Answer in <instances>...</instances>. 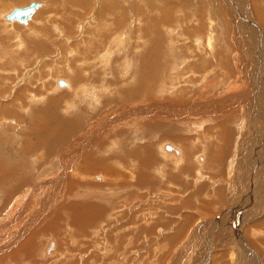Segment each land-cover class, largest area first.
Segmentation results:
<instances>
[{"label": "rangeland", "instance_id": "obj_1", "mask_svg": "<svg viewBox=\"0 0 264 264\" xmlns=\"http://www.w3.org/2000/svg\"><path fill=\"white\" fill-rule=\"evenodd\" d=\"M31 1H44V5L38 9L39 11L43 10V8L45 9L44 10L45 13L43 12L44 14L42 13L43 15L42 14L40 15L41 20H35L34 21L31 18L27 24H23V23H19L16 21L9 22V21H6L4 19V17H3L4 13L10 11L14 7L26 5ZM93 1L94 0H92V2ZM111 1H113L112 5L115 7V11H114V13L110 11V14H109L110 17H109V19H107V21H109V23H112V25L109 27V29H111L113 27V24L117 20H118L117 22H118V26L120 27V29L116 30L119 28L117 26L116 28H114L108 32V36L111 39L112 38H115V39L109 40V42H111V44H110L111 47H110V45H108V47H107L108 53L106 54L105 61L101 62L102 60L101 61L99 60L101 55H99V53L97 52V48L99 46L98 41L100 39H99L98 35H96L97 32L99 33V31H100V28H99L100 20L96 19V18H92L93 15L91 17L89 16L90 19L87 18L91 11L89 12V14L87 13L88 15L83 14V16L79 17L81 20L76 19L72 23L69 22V24L71 23L70 24L71 27L69 29H67L64 27V23H65V21H67L66 23H68V20H65V21L62 20L60 23H57L56 20L53 19V17L56 18V16H58L57 15L58 12L64 13L65 9L69 7V5H65L64 2H62V1H59L58 3L55 2L54 4L52 3V5L50 6L51 2L49 3V0L48 1L47 0H1L0 1V56L2 55V57L0 58V106L3 103H5L3 105H6L8 103L6 100L9 101L11 96L22 86V84H24L25 80L27 81L30 79L34 83L35 80L37 82L41 78L42 79L41 81L44 82V84L42 85L40 83L41 81H39L37 83H38L39 87L41 85H42V87H44V85H45V88L47 89V91H46V93L45 92L44 93L48 94V95L51 94L49 96L50 99L52 97H55L54 93H56L58 91L62 92L61 95L64 93L67 94V92L70 91V89L73 90L76 87L75 86L76 83L79 82V80L73 81L75 79L74 77L76 75L73 77L70 76L71 71H73V69L75 68L74 71L81 72V73H79V75L81 74L80 78H84L85 74L88 75L86 73V71H84V70L93 66L92 69L90 70L91 71L90 73H92L93 71L95 72L92 75L93 79L99 80L100 78L103 77L102 79H100V81L103 82L102 84L105 83L103 85L104 87L100 88L99 90H96L95 93H93V92L88 93V96L86 97V99L90 98L89 95L92 94L93 98H94L93 99L94 103L93 102L89 103V102L80 98L79 101L76 102L77 108L75 107L73 109V111L72 110H64V109L62 110L63 103H61L62 105L59 108V113L61 115L63 112V114H66V116H68L70 118H74V119L76 118L77 120L84 119L87 122H83L81 124V128L78 131H76L72 135V137H69L68 140L64 141L63 144L61 142H58V144L55 145V150L50 151L45 145H43V144L41 145L40 142H39L40 145L39 144L36 145L35 151L36 152L40 151L42 153V157H39V159L42 160V162L45 165L42 167L43 172H44V169L48 168L49 166H52L51 171H54V169L56 170V167L58 166V159L61 158L62 156L65 157L66 153L68 154L70 144L73 141H75L76 139H79L78 137L80 135H82V133L84 131V127L87 125V123L89 121L94 120V119H98V118L103 117V116H106L107 119L109 120V123L107 122L106 126H116L117 124H120L121 127L125 131L124 135H126V137L124 135L121 136L120 139L118 137L117 139H115V142H114V140H111V141L108 140V142L110 141L108 143V146H112V148H110L109 150L106 151V153H105L106 155L112 154V153L117 152V151H123V150H125L126 147H130V148L133 147L134 148V146H136L137 149L143 146L142 150H145V152H146V150L152 151L151 152L152 158L149 160L150 162L148 161L149 163L147 162V165H144V163H143L146 157L142 158V164H141L142 166H140L139 160L137 158H135L133 156H127V158L130 159L135 164V168H133L134 166L132 167V165H130L129 162H126L127 158H123L122 160H118V159L110 160L109 163H110L111 167L114 170L120 172V175H122V176L124 175L130 184L134 182L133 181L134 179L129 178V177H131V174H133L135 170L136 171L133 175L138 180H139L138 177H141V178L148 177V178L146 180H143V181L139 180V181H141V184L136 188L135 187L133 188L130 186L129 187L130 190H129L128 187L124 186L125 188L119 189L121 191L125 190V189H126L125 191H128V190L132 191L136 197H135L134 201L132 200L131 201L132 203L129 202L130 204H128V207L124 209V213H126V214L125 215H124V213L120 214V216H119V218H117V220L113 219L114 215L117 212L113 213L114 210H112V211L110 210V212L108 211L109 214L107 212H105L106 214L103 213V215L101 217L97 218L92 223V225L90 224L91 226L89 225V226L85 227L84 231H81L80 229H78L75 226H71V228L74 227L73 231L71 233L69 232L68 228L64 227V225H66L65 220L67 218L63 217V219L60 222L62 224L63 223L64 224L62 225L61 223H58L57 230L50 229L47 226L48 222L42 220L40 223L39 235H38V238L36 239V244H32L30 237H28L31 235V234L30 235H28V234L30 231H32V227L27 226L28 224H26V220H30V221L34 220L35 217L33 214L36 211V207L40 206L44 202L48 201L49 198L50 199L53 198V199L49 200V202H51L49 204L52 205L55 203L54 202L55 201L54 190L52 188L51 189L49 188V186H51L50 185V179L51 178L49 180L48 179L39 180L40 179L39 176H41V177L45 176L48 178H49V176L52 177L51 171L47 172L50 174L49 176L45 175L42 172V169L40 167L38 169V172H41V173H39V176H38L39 179L37 178V174L35 175L34 178L31 177L32 180H31V178L25 179L24 180L25 182H23L20 186L15 187L12 190L13 193L10 195L4 194V191L8 192V189L11 187V184L14 181L17 174L21 175V174H23V172L25 174L26 173L30 174L29 168L33 166V165H31L33 162V160L31 158L36 154V152H34V153L30 152V154L27 153L28 155L25 156L24 152H25L27 145H25L24 139L27 140V137H28L27 133H28V127H29L28 125H29V123L33 122L32 118H33L34 114H36V113L39 114L40 110H42L45 107V104L47 103V101H45L46 99L43 98L42 100H39L38 102H35V103L32 101V99H30V100L25 99L24 101L21 99H18V100H20V102H17L18 100L16 99L17 101L15 102L14 106H16L17 108L14 106L11 108V111L13 113L12 112H9L7 114L0 113V117H1L0 126L2 128V129L0 128V130H1L0 131V152H2V153H0V162H1V160H4L7 158L8 167L12 170H15L16 172L18 171L15 176L14 175L8 176L5 178L6 181L3 180L0 183V186H1L0 188L3 189L2 196H0V237L3 235V238H4V234H6V232L8 233L14 227H17L16 230H18L19 234L17 235L15 233L14 235H12V238L15 237L14 239H10L9 241H4L0 244V255H1L0 256V262H1L0 264H3V263L5 264V262H7L6 264H24V263L25 264H41V261L45 260V258L47 259V262L45 264H52L50 261H48V258L51 256L49 254L48 255L42 254V252H41L44 244L47 243L50 239H51L50 241L52 243H54V244L56 243L55 244V250H53V252L54 251L56 252V250L58 249L57 241L58 242L61 241L60 243H62V244L59 243L60 247L57 250V252L64 253L65 255L63 254V258L61 257L60 258L61 261H59L57 264H168V263H170V261L168 259H169V256H171L170 254L172 253V251H174V254L175 253L179 254L181 252L184 253V254L182 253L181 254L182 256L179 258V260H180L179 264H181V262L183 264H187V263L188 264H211L212 257L218 256L222 252H223L222 256H219L217 258L216 262H218V264H221L223 262H225L226 264H229L227 256H229L230 250L236 252V254H238V252L239 251L241 252V250H242L243 255L246 257L245 259H246V262L248 264L253 263V261H251L253 258H251V257L248 258V256H250V255L259 258V261H258V259H255L257 264H264V221H263L264 213H263V216L261 217L262 219L259 220L257 218L256 221L254 219L255 217L254 218L252 217L254 214L253 211H252L253 214L251 212H250L251 213L250 215L248 214L249 210L251 211V209L253 208L254 205L255 206L257 205L258 208L260 207L261 210H263V208H264V178H262V180H260L261 177H264V168H263L264 167V133H262V132H264V128H263L264 125H263V127H262V125L259 126L258 130H254L253 133H251L252 134L251 136H255L254 134L259 133V135L261 137V143L256 144L250 140L252 143L250 142L248 145H246V142L242 140V137L244 135H246V132H247V130H246L247 125L245 124L246 121L239 122V120H238L236 122V124H234L233 122L230 123L229 126H227V127L230 130L233 129L232 130L233 132L230 131V134H233V137H232V139H229V142H226L224 140L223 146L225 147L227 145H230L231 140L233 142V146L230 145L231 146V147L229 146L230 149L228 148L229 150H227L226 153L224 152L222 154L220 152V150L223 151L224 147L220 143H221V140H223L224 136H222L217 129H212V130L210 129V127L212 125L215 126L219 122V120L217 118L220 115L218 114L217 111L210 110L212 108L209 109V107H211V103L218 101V103L221 104L222 101H219L221 99H223V100H228V99L231 100L232 99L234 102V105H235L234 106L235 108H233L234 112H237L238 114H240V113L244 114L245 112L255 111L254 107L253 108L251 107V103H252L251 99L254 100V104H256V101L258 102V100H259L258 96H261V93H262L261 92L262 91L261 85H264V65L260 66L258 70L256 69L257 63L259 64L258 59L260 58L261 55H264V54H262V52L264 50V27H263V24L261 22H258L259 18H257V16H255V14H254L253 9H254V1L255 0H233L232 1L233 4L232 3L230 4L229 10H222V11L218 10L220 12V15H221L219 17L221 20L217 18L218 20H217V24L215 25V27L218 25L219 22H222L224 25L222 26V23H221L220 28L219 29L216 28V30L218 32H212L211 34L213 37H216V38L219 37L218 38L219 40L217 43V48H219V49H217V50H218V52L219 51L222 52L223 57H224V59H223V57L221 56L222 53H219L220 60L222 61V62L220 61L221 64L219 65V67L214 65L213 59L211 61L210 58H208L211 61L210 62L207 59L206 55L202 52L203 50L201 49L200 45H197V43L200 40V37L202 38L201 40L207 39L206 31L204 32L205 34L203 33V31L205 29H207V27L211 28V25L204 24L205 20H206L205 17L207 15L204 18L201 17L203 19V21L201 19H195V18L192 19L193 16L185 14L186 11L182 10V8H181L182 2H179V0H162L163 3L161 6L158 3L160 8H161V10L157 13L160 20L156 21L155 19L147 16L146 13L143 14V16H142V13H141L142 11L140 10V8L152 7L150 4H147V7H146V4L144 3V1L149 2L150 0H138V1L137 0L136 1L135 0H124V2L122 0H119V1L118 0L117 1L111 0ZM159 1L160 0H158V2ZM259 1L264 2V0H259ZM47 2H48V5L46 4ZM59 4L61 5V7ZM140 5H141V7H140ZM261 5L263 6L264 3H261ZM248 6H250V8H252V12H253L252 18H251V16L250 17L248 16V14L251 15V10L249 12ZM203 7H205L204 4H203ZM224 7L227 8V5L224 4ZM171 8H173V9H171ZM232 8H234L236 11V14H237L236 17L239 14L241 15L240 20H239V16H238L234 22V21H232V17H229L226 14L227 12L234 14V11ZM237 9H238V11H237ZM94 10H96V9H94ZM171 10H173V11H171ZM200 10H201L200 13H202V15L204 16L206 13V10L204 8H201ZM225 15H227V16H225ZM173 16L174 17L176 16V18H174ZM42 17H44V18L51 17L53 19V22L56 23L57 27L51 25V24H53V22L51 23V21H49L51 19H49L48 21L43 19L44 20L43 21ZM136 17H138V18L136 19ZM168 17H170V18H168ZM247 17L249 18V20ZM147 19H149V20H147ZM168 19L169 20L172 19V20H170V23H169ZM177 19H180V20H177ZM119 20H120V22H119ZM225 20L226 21L228 20V21L226 22ZM121 21H122V23H121ZM151 21H153V22H151ZM171 21H172V23H171ZM187 21H189V22L187 23ZM41 22H43V23L41 24ZM61 23H63L62 26H61ZM80 23L82 25H80ZM247 23H249V25ZM43 24H46V27H42ZM200 24H202V25H200ZM174 25H178V26H174ZM251 25L253 26L252 29H251V27H252ZM212 26H214V25H212ZM197 27H198V29H196ZM199 27L202 30H200ZM202 27L204 28V30ZM227 27H228V29H227ZM33 28L37 29L36 32L32 31ZM135 28L137 29V31L135 30ZM179 28H183V30L182 29L180 30L181 33H178ZM171 29L173 31H171ZM225 29L228 31V33H227V31H225ZM168 30L170 32H167ZM174 30H176V31H174ZM189 30L190 31L192 30L191 31L192 33L189 32ZM94 31L96 32L95 34L92 33ZM116 31L120 32V34L119 33L117 34ZM122 31H123V34H122ZM222 31H223V33H222ZM31 32H35L34 35H37V36H34L33 33H31ZM193 32H196L198 34V36H200L201 33L202 34L198 38V36L194 35ZM220 32H221V34H220ZM250 32L251 33L253 32V33L251 34ZM173 33H175L174 36H173ZM190 33H191V35L189 36ZM208 33H209V31H208ZM121 34H122V36H121ZM229 34H230V36H229ZM261 34H262V36H261ZM216 35H218V37ZM116 36L118 37V39ZM193 36H195V37L193 38ZM167 37L170 40H171L170 37H172L174 40L170 41ZM221 37H222V39H221ZM247 38L250 40H248ZM25 39H27V40H25ZM37 39H40V40H42V43L43 42L45 43V45H44L45 49H44V51H41V53L39 54V57L34 60V58L32 59L31 55H30V57H31L30 58L27 55V53L29 54L30 52H28V51H30L32 48L31 45L29 44V42L37 40ZM127 39H128V41H127ZM131 39H132V41H131ZM192 39H194V40H192ZM105 41H106L105 45H107L106 43L108 42V39ZM121 41H123V44ZM113 42H115V43L113 44ZM156 43H157V46H156ZM153 44H154V46H153ZM112 45H114V47ZM5 46H6V48H5ZM81 46L82 47L84 46V49ZM94 46L96 47L97 55L94 54L95 52L92 53L93 51H95ZM124 46H126V47H124ZM71 47H73V50ZM203 47H205V46H203ZM109 48H111V49H109ZM248 48H250V49H248ZM247 51H248V53H246ZM254 51H256V54L252 58V56H250L249 53L252 54ZM88 52H91V53H88ZM103 52H105V50ZM174 52H175V54H174ZM7 54L10 56H8ZM11 54L15 58V64H13V66L11 65L9 60L7 59V58L11 57ZM16 54H18V55H16ZM86 54L87 55L90 54V55H92L91 57H94V58L92 59L90 56H86ZM225 54H227L231 60L229 58H227V56ZM24 55H26V56H24ZM156 55L160 60V62H158V64L156 65V68L158 67V65L161 62H163L165 71L162 70L163 67L161 68V71L168 72V74L163 72V74H164L162 77L163 80H159V77H160L159 74L160 75H162V74L156 72V69H154V71L152 73L151 72L148 73L142 67V66H144L146 68V65H144V64L148 60L149 61L152 60V62L157 63V60H155V58H154V57H156ZM84 56L89 57V60L92 62H90V61L85 62L86 58ZM98 56H100V57H98ZM18 57H19V59L21 57V60H19ZM23 57H24V59H23ZM27 57H29V58L27 59ZM133 57H134V59H133ZM76 58H79V59L77 60ZM144 58H145V62L143 63ZM181 58L183 59V61H181L182 60ZM203 58L208 62L207 65H206V63H204ZM73 59H74V61H73ZM165 59H166V61H165ZM170 59H172V60L174 59V61H172L173 63L171 62ZM232 59L235 60V62L234 61L232 62ZM75 60H77V61H75ZM167 60L168 61L170 60L169 61L170 64L168 63V66H167V62H168ZM184 60H185V62H184ZM202 60H203V62H202ZM97 61H99V64ZM227 61H229L228 64H226ZM84 62L86 63V64H84L85 66H83ZM165 62H166V64H165ZM174 62H175V64H174ZM230 62L232 64L234 63L233 64V71L234 72L231 74L232 77L228 78V76H226L227 74L224 73V71H226L227 69L224 70L223 67L225 66L226 68H228L227 65L229 66ZM65 63L67 65H65ZM193 63H194V65H193ZM210 63H211V65H210ZM222 63H224V64H222ZM204 64L206 66H204ZM260 64H261V61H260ZM118 65H119V68H118ZM76 66H77V68H76ZM183 66H186L189 68H186V67L184 68ZM220 66H221L222 70L219 71ZM11 67L12 68L14 67L16 70L13 71V69ZM58 67H59V69H58ZM68 67H70L71 71H68V73H67V69H65V68H68ZM104 67H105V69H104ZM199 67L201 70L199 69ZM204 67H206L207 69H204ZM9 68H11V69H9ZM165 68L166 69L170 68V69H168V71H166ZM181 68H182V70H181ZM194 68H195V71H194ZM213 68H216V69H213ZM61 69L64 70V72ZM94 69H96V70H94ZM19 70H20V72H18ZM58 70H61V71L59 72ZM214 70H215V74L213 72ZM171 71H172V73H171ZM173 71H175V72H173ZM208 71H211V72H208ZM222 71L224 74L222 73ZM12 72H14V73H12ZM61 72H63V73H61ZM83 72L85 74H83ZM155 72L157 74L156 82H154L152 80V79H154L152 74H155ZM96 73H98V74H96ZM202 73H204V75ZM209 73H211V74H209ZM256 73H257L258 77H257ZM148 74H150V75H148ZM206 74H208V75H206ZM218 74L220 75L219 77L220 78L222 77V78L219 80L216 79L217 81L215 80L217 82V84H216V82L214 84L216 85L217 89L214 90L213 86H211L212 84L210 85L208 82H209V80H211L210 75H212V77L214 78V75L216 77H218ZM254 74L256 76H254ZM9 75L13 77V80L15 78H16V80L14 82H12L13 80L8 79L9 77H7ZM82 75H84V76H82ZM151 75H152V77H150ZM167 76H168V78H167ZM243 76L246 77V80ZM66 77H69V78H66ZM190 77H191V80L189 79ZM164 78L165 79L167 78L168 80L167 79L165 80ZM241 78H244V80L242 79V81H241ZM59 79H64L65 81H68L70 83V86L65 87V88L58 87L56 85V82ZM103 79L104 80L106 79L105 82ZM248 79H249V81H247ZM182 82H184V83H182ZM205 82H206V84H205ZM162 83L164 84V90H163V88H161ZM71 84L73 85V87ZM79 84H81V82ZM223 84L230 85V89L229 90L223 89ZM35 85L36 84H34L33 90H36ZM159 85H161V86H159ZM165 85H167V86H165ZM172 85L174 87H172ZM93 86H98V85L93 84ZM157 86H159V87H157ZM168 86H171V87L166 88ZM9 87L12 88V89H10L11 91L7 90V89H9ZM42 87H40V88H41V91L43 92ZM140 87L146 91H149V90L154 91V94L156 93L157 95H153L151 92V95L153 97L149 96V98H146V99L145 98L127 99L126 96H123L120 99L115 100L117 102H109L110 105H109V103L107 104V106H102L100 104V102L102 103L103 101L109 99L110 97H112L114 95L115 96L118 95V93H120L122 91H125V90H131L132 91V89L135 90V88L137 90ZM15 88H16V90H15ZM184 88H187V90L186 89L183 90ZM76 89L78 90L77 87H76ZM165 89H166V91H165ZM101 90L104 91V94H103V91H101ZM10 92H11L10 97L2 99V97L4 96L3 94H5V93L10 94ZM97 93L99 96H100V94L101 95L103 94L102 96H100V99H98L99 97L97 96ZM159 93L160 94L163 93V94L160 95V97H158ZM247 93H248V95H247ZM234 94H236L237 97L233 99ZM254 94H256V97L254 96ZM96 96H97L98 100L95 99ZM106 96H107V98H106ZM243 96L245 97L244 102H243V100H240ZM250 96L252 98H250ZM5 97H6V95H5ZM102 97H104V98H102ZM174 97H176V98H174ZM178 97L179 98L183 97L182 98L183 100L182 99L177 100ZM194 97L196 98V100ZM39 99H41L40 96H39ZM47 99H49V98H47ZM185 99H186V102L184 103ZM217 99H219V100H217ZM90 100H91V98H90ZM112 100H114V99H112ZM28 101H30V102L28 103ZM81 101H83V102H81ZM190 101H193V102H190ZM79 102H80V104H79ZM18 103H19V105L17 106ZM154 103H155V108H159V110H161V111H159L158 113L155 114L156 116L153 120H152V117H148V118H145L143 120H140V118H137L136 116L131 117L132 119L126 118L125 120L124 119L117 120L119 117L123 116L124 114H130L137 109H143L142 108L143 106L145 109H149L151 107L153 108L152 104H154ZM223 103L230 104L228 101L223 102ZM32 104H34V105H32ZM78 104H79V107H78ZM93 104L95 106H93ZM115 104H118L119 109L116 110L117 107ZM156 104H157V106H156ZM176 104H177V106H176ZM196 104L198 106H196ZM227 104H225L226 106L225 105L223 106L224 110H225V108H229V105H227ZM20 105H21V107H20ZM159 105H160V107L162 106L161 109H160ZM249 105H250V107H249ZM185 107L189 108V109L184 110ZM236 107H239V108L237 109ZM166 108H168V109L166 110ZM255 108H256V105H255ZM170 109H171V111H170ZM177 109H179V110H177ZM260 109H259V111H261ZM114 111H116V113L113 115L112 112H114ZM122 112L124 114H120ZM79 113H80V115H79ZM38 114H36V116H35L37 119L35 118L34 123L39 125L42 122V120H45V119H42L41 117H39ZM51 116H52L53 120L55 118L57 120V118H58L57 115H55V113H54V115H51ZM51 116H49V117L51 118ZM53 116H55V117H53ZM80 116L82 117V119ZM212 116H213V118H215L213 121L209 119ZM17 117H18L19 121L17 120ZM133 119L135 121H138V122H133L132 121ZM56 120H54V121H56ZM141 121H142V123H141ZM57 122H58V120H57ZM58 124L56 126H54V127L59 126L57 130L54 129L53 127L50 129L48 128L49 131H45L44 135L47 133L45 136H47V138H48V135L50 133H52V130L53 131H58V130L60 131L62 128H61V125L59 122H58ZM5 125H7V126H5ZM245 125H246V127H245ZM8 126H10V127H8ZM133 126H135V127H133ZM171 126H173V127L171 128ZM255 127H257V126H255ZM11 128H13V129H11ZM136 128H138V129L136 130ZM42 129H43V127H42ZM219 135H220V137H219ZM50 137H51V135H50ZM36 138H38L37 135H36ZM36 138L32 137L31 138L32 140L29 139L27 141V143H29V142L32 143V141L34 143V140L35 141L38 140ZM240 138H241V140H240ZM65 139H66V137H65ZM126 139H129V141L125 142ZM207 139L212 140L211 142L213 144L212 143H211L212 145H210V143L207 144V142H205V140H207ZM218 140H220V141H218ZM237 140L241 141L240 143H241L242 148L244 149L245 152L247 151V152L251 153V157H252L251 160H253V161H252V163L250 162V167L248 169L249 171H247V169L245 167H243V163L247 159H249L250 157L248 156L247 153H242V155H240L241 147L239 149H237V146H238ZM252 140H253V138H252ZM243 142H245V143L243 144ZM37 143H38V141L35 142V144H37ZM165 144H171L174 148H176V149L178 148L180 150L179 159L180 158H183V159H181L182 163H180V162L179 163L180 164H186V165H184L185 168L183 167V169H181L183 165L175 167V165H173L171 160H168L167 154H171L174 159L177 158L175 160H179V159L174 153H170L171 151H166L164 149ZM139 145H141V146H139ZM123 146L125 148H123ZM144 146H147V147H144ZM151 146L153 147L152 149L150 148ZM33 148L34 147L32 146V149ZM43 149H44V151H43ZM262 151H263V153H262ZM219 152L221 155L218 158L219 160H216L215 156ZM211 153L214 155L215 159L213 158V155ZM215 153H216V155H215ZM257 153H258V155H257ZM259 153H261V155ZM73 154H72V156H73ZM92 156H94V155H92ZM75 157H80V152L76 151ZM82 157L83 158L86 157L85 160L87 159L86 161L89 162L88 165L91 168L90 172L87 173L89 178H86L88 181L86 184H90V182L93 183V181H94L97 185H104V184H99L96 182V181H102L104 178V175L101 172L100 166H98V165H100V164H98L99 162L93 161V160H96L97 157L99 158L100 156L96 155V158L95 157L93 158L91 156L87 157L86 155H84V156L82 155ZM198 158H201L202 161L201 160L199 161ZM256 159H257V161H256ZM232 160H233V163H232V165H230ZM10 161H11V163H10ZM25 161H27V162L25 163ZM119 161H121V163L123 165H120ZM81 164H82V162H81ZM81 164L77 163V165H81ZM138 164L140 167L138 166ZM21 165H22V167H21ZM197 165H199V166L205 165V166H203V168L201 166V172L199 174L197 173V170H196V168H199ZM91 166L92 167L94 166V167L92 168ZM256 166H259V167L256 168ZM131 167H132V169H131ZM261 167H262V169H261ZM64 168H67L66 165H64ZM72 168H75V166H73ZM234 169L237 170V173H240V177L237 179H235L231 175V172ZM25 170H26V172H25ZM67 171H68V169H67ZM71 171H73L75 173L74 170H69V172H71ZM28 174H26L27 177H29ZM77 175L72 176L69 179L66 178V180L72 181L77 177ZM99 177H100V179H99ZM171 177L172 178L174 177V178L171 179ZM106 178H108V180L113 179V177H109V176H107ZM118 178H120V177H117L116 179H118ZM61 180L64 181V179H61ZM82 180L83 179H81V181ZM167 180H169V181L167 182ZM53 181L56 182V180H53ZM240 181H241V183H240ZM163 182H166V183H163ZM2 185H4V186H2ZM45 185H46V187H45ZM90 185L87 187L88 188L93 187L92 189L95 191L97 189L99 190V189H102L105 187V185H104L102 188L101 187L98 188L97 185L94 186V183L90 184ZM242 185L245 186L243 190H242ZM77 186L79 187V185H77ZM65 187L66 186L64 184V190H65ZM234 188H235V190H234ZM2 189L0 190V192L2 191ZM30 189H32V190H30ZM51 190H52V194H51ZM152 191H155L153 195L151 194ZM242 192H243V194H242ZM124 193H126V192H124ZM165 193L168 195L164 196ZM3 194H4V197H3ZM121 194H123V193H121ZM68 195L71 196L70 194H68ZM90 195L92 197L88 196L90 198L87 197V199H86V197H81V198L75 197V199L76 200H80V199L82 200L83 198H85V200L91 201V203H93V204L96 203L95 205H98V206H101L102 205L101 203H103V205H105L107 203V198L111 199L110 196L107 197L106 199L104 198L105 199V202H104V199L102 201V199L101 198L98 199L99 197H97L96 195H94V194H90ZM158 195L160 198L159 197L157 198ZM161 196L162 197L164 196L165 198L163 197L164 199L162 200ZM244 196H246V197L249 196V197H248V199H245ZM45 197H47V198L45 199ZM113 198L114 197L112 196V199ZM137 199H139V200L137 201ZM242 199L244 201H242ZM40 200H42V201L40 202ZM257 200H260V201L257 202ZM261 200H262V203H261ZM235 202H237V203H235ZM244 203H246V204H244ZM257 203H260V205L258 206ZM21 210H23V213H21ZM217 211H219V212H217ZM223 212H224V214H223ZM150 213H153L152 214L153 216L150 215ZM21 214H23V215H21ZM109 215H111V216L109 217ZM121 215H123V216H121ZM21 216H22V218H21ZM131 216H133V217H131ZM221 216L222 217L223 216L228 217V220H230L227 222L228 224L225 225L228 227V229L225 231L220 228V226L222 224L218 225L217 224L218 222H216V220H221ZM65 217H67V216H65ZM110 219H112V220L109 221ZM238 219H240L239 222H235ZM19 221H21V222H19ZM106 221H109L110 224H105V223H107ZM24 223H25V225H23ZM159 224H161L163 226H161ZM257 224L260 225V228H258L256 226ZM37 225L38 224H36L35 226H37ZM100 226H102V228ZM221 227H223V225ZM239 227H240V235L238 236V235H236V233H237L236 230ZM138 228H139V231L141 233L137 232V234H136V229H138ZM215 228H217V230ZM121 229H122V231H125L127 233L129 232V235H127L124 232L126 234V238L127 237L128 238L124 239L125 242H123L124 240L121 241L122 244H120V241L116 242L117 237H118V233H119V235H121V232H122ZM213 229H215L214 232H213ZM220 229H221V231H220ZM45 230H47V231H45ZM259 230H260V232H259ZM95 231H97V232H95ZM173 231H175L176 233ZM204 231H205V233H204ZM257 231H258V234H257ZM216 232H217L218 236L215 237V241H213V244H212V242H210V241H212ZM56 233H57L58 238L56 237ZM172 233H175V235H176L172 238V240L168 238L169 239V241H168V239L166 237H165L166 240L163 238L164 236H168L170 234L172 235ZM59 236H61V237H59ZM70 236H71V238H70ZM193 236H194V238H193ZM252 237H254L255 240H252ZM3 238H1V241ZM217 238H219L218 239L219 241L217 240ZM191 239L194 241V243H195L194 245L196 248L193 247V253H191L192 256L191 255L188 256L185 254L184 248H186V246L188 245L187 242H190L189 240H191ZM209 239H210V241H209ZM228 239H229V241H228ZM24 240L26 241L27 244L29 243L28 248L30 249L31 252L29 254L25 253L26 254L25 257L23 259H20L24 255V254H22V251H28L26 248H25V250L22 249L23 246H21V245H22V241H24ZM46 240H47V242H46ZM206 240H208V242H206ZM220 240L221 241L223 240L225 243L221 242ZM226 240H227V242H226ZM230 241H232V242H230ZM228 242H230V243H228ZM33 243H34V241H33ZM97 243H98L99 248L101 247L100 249H98L96 247ZM124 243H126V244H124ZM253 243H254V245H253ZM218 244L219 245L222 244V245H220L221 247ZM159 245H160V247H159ZM163 245H165V248L160 249L161 246H163ZM234 245L236 248L233 247ZM19 246L21 247V249L17 250V248H19ZM68 246H69V249L67 248ZM120 246H122V247L120 248ZM95 247L97 248V250H100L101 252L104 250H107L106 251L107 254L106 253L100 254V251H99V253H97L98 251L95 250ZM79 249H80V251H79ZM68 250H70L71 252ZM6 251L8 254H10L11 252L13 254L11 253L8 256ZM16 251H18V253ZM226 251L227 252L229 251V254L226 253ZM216 252L217 253L220 252V253L216 254ZM112 253H113V255H112ZM42 255H43V257H42ZM10 256L12 257V259L14 258L15 260L9 259L8 261H10V262H8L7 259L11 258ZM27 257H31V258L34 257L33 258L34 260L27 258ZM38 257H40V258H38ZM204 258H206V259H204ZM202 259H204V263L201 262ZM3 260H4V262H3ZM247 260H249V261H247ZM151 261H155V262H151ZM227 261H228V263H227ZM55 263H53V264H55Z\"/></svg>", "mask_w": 264, "mask_h": 264}, {"label": "bare ground", "instance_id": "obj_2", "mask_svg": "<svg viewBox=\"0 0 264 264\" xmlns=\"http://www.w3.org/2000/svg\"><path fill=\"white\" fill-rule=\"evenodd\" d=\"M1 1V0H0ZM48 1V0H47ZM59 1H62V2H64V4L65 5H69V7L68 8H66L65 9V11H64V13L63 12H61V13H59L58 12V16H56V18H54L53 17V19L54 20H56V22L57 23H60L62 20L63 21H65V20H68V23H66L67 21H65V23H64V27L65 28H67V29H69L70 27H71V23L72 22H74V20H78V19H80L79 17H81V16H83V14L84 15H86L87 13L89 14V12H90V14L88 15V17L87 18H89L90 19V17L93 15V17L92 18H96V19H99L100 20V23H99V28H100V31H99V33L97 32V34L96 35H98V37H99V41H98V44H99V46H98V48H97V52L99 53V55H101V57L100 56H98V57H100L99 58V60L101 61V62H104L105 61V58H106V54L108 53V45H110L111 44V42H109V40L111 39L109 36H108V32L110 31V30H112V29H114V28H116L117 26H118V20L113 24V27L111 28V29H109V27L112 25V23H109V21H107V19H109V14H110V11L111 12H113L114 13V11H115V7L112 5L113 3V1H111V0H94L93 2H92V0H49V3L51 2V4H50V6L52 5V3L54 4L55 2H59ZM117 1V0H116ZM119 1V0H118ZM123 2H124V0H122ZM136 1V0H135ZM138 1V0H137ZM232 1L233 0H179V2H182L181 4H182V10H185L186 11V13L185 14H187V15H190V16H193L192 17V19L193 18H195V19H201L202 21H203V19L202 18H204L206 15V17H205V23L204 24H209V25H211V28H209V27H207V29H205L204 30V28H203V33L206 31V35H207V39H205V40H201L202 38L200 37L201 36V34H200V36H198V34L196 33V32H193V34L194 35H196V36H198V38L200 37V40H199V42L197 43V45H200V47H201V49L203 50L202 52L206 55V57H207V59L208 58H210V60L212 61V59L214 60V65H216V66H218L219 67V65L221 64L220 63V55H219V53H222V52H218V50L217 49H219V48H217V43H218V35H216L218 38H216V37H213L212 36V32H218L217 30H216V28L217 29H219L220 28V24L222 23V22H219L218 23V25L215 27V25L217 24V20L218 19H220L219 17L221 16L220 15V12L218 11V10H220V11H222V10H229L230 9V4L232 3ZM31 2H38L39 3V5H38V7L34 10V12L31 14V16H30V18L25 22V23H23V24H27L28 22H29V20L32 18V20H41L40 18V15L44 12V8H43V10H38L39 8H41L43 5H44V1H31ZM157 4H156V3ZM30 3V2H29ZM28 3V4H29ZM143 3V2H142ZM144 3L146 4V7H147V4H150L152 7H150V8H140V10L142 11L141 13H142V16H143V14H147V16H149L150 18H153V19H155L156 21H158V20H160V18L158 17V12L161 10V8H160V6L162 5V0H160L159 2H158V0H150L149 2H145L144 1ZM143 3V4H144ZM160 4V6H159V4ZM261 3H264V2H262V1H259V0H255L254 1V9H253V11H254V14H255V16H257V18H259V20H258V22H261L262 24H263V27H264V5L262 6L261 5ZM28 4H26V5H23V6H18V7H24V6H27ZM47 5H48V2L46 3ZM177 4V3H176ZM203 4L205 5V7H203ZM221 4V5H220ZM224 4L225 5H227V8L226 7H224ZM233 4V3H232ZM60 5V4H59ZM219 5V6H218ZM55 6V5H54ZM143 6V5H142ZM60 7H61V5H60ZM140 7H141V5H140ZM145 7V6H144ZM174 7V6H173ZM177 7V6H176ZM249 7V12H250V10H251V15L250 14H248V16L250 17L251 16V18H252V14H253V12H252V8H250V6H248ZM14 8H16V7H14ZM14 8H12L10 11H12ZM170 8V7H169ZM201 8H204L205 10H206V13H205V15L203 16L202 15V13H200V9ZM246 8V7H245ZM94 9H96V10H94ZM171 9H173V8H171ZM233 9V11H234V14L232 13H229V12H227L226 14L229 16V17H232V21H234L235 22V19L239 16V20L241 19L240 17H241V15L239 14L237 17H236V11H235V9L234 8H232ZM38 10V11H37ZM245 10V9H244ZM10 11H8V12H6V13H4L3 14V17H4V19L6 20V18H5V15L7 14V13H9ZM169 11V10H168ZM171 11H173V10H171ZM237 11H238V9H237ZM117 12V11H116ZM45 13V12H44ZM43 13V14H44ZM49 13V12H48ZM131 13V12H130ZM152 13V14H151ZM169 13V12H168ZM200 13V14H199ZM42 14V15H43ZM129 14V13H128ZM179 14V13H178ZM246 14V13H245ZM2 15V14H1ZM131 15V14H130ZM227 15H225V16H227ZM49 16V15H48ZM90 16V17H89ZM118 16V15H117ZM126 16V15H125ZM124 16V17H125ZM133 16V15H132ZM86 17V16H85ZM123 17V18H124ZM174 17V16H173ZM202 17V18H201ZM246 17V16H245ZM47 18V17H46ZM46 18H44V17H42V20L43 19H45L46 21H48L49 19H51V20H49V21H51V23L53 22V19L51 18V17H48L47 19ZM112 18V17H111ZM115 18V17H114ZM120 18V17H119ZM138 17H136V19H137ZM168 18H170V17H168ZM174 18H176V16L174 17ZM218 18V19H217ZM248 18V17H247ZM127 19V18H126ZM173 19V18H172ZM172 19H170V20H172ZM228 19V18H227ZM31 20V21H32ZM81 20V19H80ZM113 20V19H112ZM147 20H149V19H147ZM162 20V19H161ZM169 20V19H168ZM170 20H169V23H170ZM174 20V19H173ZM177 20H180V19H177ZM190 20V19H189ZM221 20V19H220ZM224 20V19H223ZM222 20V21H223ZM243 20V19H242ZM247 20V19H246ZM248 20H249V18H248ZM251 20V19H250ZM6 21H9V22H13V21H16V20H13V21H10V20H6ZM44 21V20H43ZM114 21V20H113ZM128 21V20H127ZM138 21V20H137ZM201 21V22H202ZM226 21V20H225ZM224 21V22H225ZM228 21V20H227ZM226 21V22H227ZM16 22H18V21H16ZM69 22H71L70 24H69ZM85 22V21H84ZM119 22H120V20H119ZM150 22V21H149ZM151 22H153V21H151ZM179 22V21H178ZM189 21H187V23H188ZM225 22V23H226ZM239 22V21H238ZM244 22V21H243ZM247 22V21H246ZM249 22V21H248ZM20 23V22H19ZM43 22H41V24H42ZM63 23H61V26L63 25ZM121 23H122V21H121ZM157 23V22H156ZM171 23H172V21H171ZM186 23V24H187ZM195 23V22H194ZM231 23V22H230ZM237 23V22H236ZM245 23V22H244ZM256 23V22H255ZM78 24V23H77ZM84 24V23H83ZM128 24V23H127ZM126 24V25H127ZM177 24V23H176ZM185 24V23H184ZM242 24V23H241ZM248 25H249V23H247ZM51 25H53V26H56L57 27V25H56V23L55 22H53V24H51ZM70 25V26H69ZM80 25H82L81 23H80ZM122 25V24H121ZM125 25V26H126ZM154 25V24H153ZM199 25V24H198ZM200 25H202V24H200ZM212 25H214V26H212ZM224 24L222 23V26H223ZM60 26V25H59ZM60 26V27H61ZM150 26V25H149ZM161 26V25H160ZM174 26H178V25H174ZM252 26V25H251ZM42 27H46V24H43V26ZM81 27V26H80ZM119 27V26H118ZM127 27V26H126ZM196 27V26H195ZM206 27V26H205ZM232 27V26H231ZM138 28V27H137ZM178 28V27H177ZM240 28V27H239ZM248 28V27H247ZM253 28V26L251 27V29ZM120 29V27L118 28V29H116V30H119ZM124 29V28H123ZM183 30V28H179V32L178 33H181V31L180 30ZM189 29V28H188ZM195 29V28H194ZM196 29H198V27L196 28ZM199 29H200V27H199ZM227 29H228V27H227ZM36 28H33V30L32 31H35L36 32ZM135 30L137 31V29L135 28ZM177 30V29H176ZM176 30H174V31H176ZM200 30H202V29H200ZM255 30V29H254ZM260 30V29H259ZM143 31V30H142ZM171 31H173L172 29H171ZM192 31V30H191ZM190 30H189V32H191ZM208 31H209V33H208ZM225 31H227L226 29H225ZM232 31V30H231ZM27 32V31H26ZM35 32H31V33H33V35H34V33ZM141 32V31H140ZM167 32H170L169 30L167 31ZM187 32V31H186ZM247 32V31H246ZM260 32V31H259ZM92 33H96L95 31L94 32H92ZM116 33L118 34H120V32H117L116 31ZM192 33V32H191ZM191 33L189 34V36L191 35ZM222 33H223V31H222ZM227 33H228V31H227ZM230 33V32H229ZM251 33V32H250ZM253 33V32H252ZM251 33V34H252ZM256 33V32H255ZM116 34V35H117ZM122 34H123V31H122ZM122 34H121V36H122ZM126 34V33H125ZM124 34V35H125ZM163 34V33H162ZM170 34V33H169ZM174 34L175 33H173V36H174ZM205 34V33H204ZM216 34V33H215ZM220 34H221V32H220ZM233 34V33H232ZM180 35V34H179ZM225 35V34H224ZM235 35V34H234ZM256 35V34H255ZM34 36H37V35H34ZM120 36V37H121ZM132 36V35H131ZM172 36V37H173ZM215 36V35H214ZM229 36H230V34H229ZM249 36V35H248ZM251 36V35H250ZM261 36H262V34H261ZM17 37V36H16ZM117 37V36H116ZM172 37H170L171 38V40H174ZM195 36H193V38H194ZM238 37V36H237ZM68 38V37H67ZM127 38V37H126ZM168 38V37H167ZM190 38V37H189ZM258 38V37H257ZM108 39V42L106 43L107 45H105V40H107ZM112 39H115V38H112ZM111 39V40H112ZM117 39H118V37H117ZM122 39V38H121ZM169 39V38H168ZM204 39V38H203ZM221 39H222V37H221ZM229 39V38H228ZM227 39V40H228ZM248 39V38H247ZM25 40H27V39H25ZM170 40V39H169ZM170 40V41H171ZM192 40H194V39H192ZM226 40V41H227ZM230 40V39H229ZM248 40H250V39H248ZM119 41V40H118ZM127 41H128V39H127ZM131 41H132V39H131ZM136 41V40H135ZM169 41V42H170ZM225 41V42H226ZM85 42V41H84ZM96 42V41H95ZM122 42V44H123V41H121ZM204 42V43H203ZM251 42V41H250ZM109 43V44H108ZM115 42H113V44H114ZM155 43V42H154ZM165 43V42H164ZM223 43V42H222ZM29 44L31 45V50L30 51H28V52H30L29 54L27 53V55L30 57V55L32 56V59L34 58V60L35 59H37L38 57H39V54L41 53V51H44V45H45V43L43 42L42 43V40H40V39H37V40H34V41H30L29 42ZM28 44V45H29ZM79 44V43H78ZM97 44V45H98ZM139 44V43H138ZM137 44V45H138ZM147 44V43H146ZM188 44V43H187ZM186 44V45H187ZM194 44V43H193ZM202 44V45H201ZM228 44V43H227ZM27 45V46H28ZM87 45V44H86ZM116 45V44H115ZM185 45V46H186ZM113 47H114V45H112ZM119 46V45H118ZM141 46V45H140ZM139 46V47H140ZM153 46H154V44H153ZM156 46H157V43H156ZM184 46V45H183ZM195 46V45H194ZM203 46H205V47H203ZM229 46V45H228ZM82 47V46H81ZM110 47H111V45H110ZM124 47H126V46H124ZM219 47V46H218ZM5 48H6V46H5ZM72 48V50H73V47H71ZM75 48V47H74ZM78 48V47H77ZM83 49H84V46L82 47ZM94 48H95V51H93L92 53H94V54H96L97 55V53H96V47L94 46ZM93 48V49H94ZM166 48V47H165ZM164 48V49H165ZM168 48V47H167ZM227 48V47H226ZM232 48V47H231ZM30 49V48H29ZM109 49H111V48H109ZM130 49V48H129ZM150 49V48H149ZM185 49V48H184ZM187 49V48H186ZM248 49H250V48H248ZM71 50V49H70ZM91 50V49H90ZM105 50V52H103ZM167 50V49H166ZM200 50V49H199ZM247 50V49H246ZM26 51V50H25ZM110 51V50H109ZM120 51V50H119ZM135 51V50H134ZM153 51V50H152ZM169 51V50H168ZM103 52V53H102ZM164 52V51H163ZM263 52H264V50H263ZM262 52V54H264ZM18 53V52H17ZM84 53V52H83ZM82 53V54H83ZM88 53H91V52H88ZM111 53V52H110ZM166 53V52H165ZM173 53V52H172ZM227 53V52H226ZM246 53H248V51L246 52ZM44 54V53H43ZM133 54V53H132ZM131 54V55H132ZM157 54V53H156ZM168 54V53H167ZM174 54H175V52H174ZM232 54V53H231ZM236 54V53H235ZM255 54H256V51H254L252 54L251 53H249V55L250 56H252V58L255 56ZM8 55V54H7ZM16 55H18V54H16ZM21 55V54H20ZM169 55V54H168ZM172 55V54H171ZM197 55V54H196ZM226 56H227V58H229L228 57V55L227 54H225ZM248 55V54H247ZM8 56H10V55H8ZM24 56H26V55H24ZM35 56V57H34ZM86 56H92V55H87L86 54ZM86 56H84L85 58H86V61L85 62H89L90 60H89V57H86ZM94 56V55H93ZM126 56V55H125ZM173 56V55H172ZM180 56V55H179ZM222 57H223V53H222V55H221ZM225 56V57H226ZM2 57V55L0 56V58ZM29 57H27V59L29 58ZM77 57V56H76ZM130 57V56H129ZM231 57V56H230ZM31 58V57H30ZM92 59L94 58V57H91ZM110 58V57H109ZM155 58V60H157V63H154V62H152V60L151 61H147L144 65H146V68L144 67V66H142L148 73L149 72H153L154 71V69H156V72H158V73H161L162 75H160L159 74V80H163V72L165 71L164 70V64H163V62H161L159 65H158V67L156 68V65L158 64V62H160V60H159V58L157 57V55H156V57H154ZM177 58V57H176ZM205 58V57H204ZM203 58V59H204ZM232 58V57H231ZM8 60H9V62L11 63V65L13 66V64H15V58H14V56L11 54V57H9V58H7ZM18 59H19V57H18ZM23 59H24V57H23ZM77 60L79 59V58H76ZM133 59H134V57H133ZM180 59V58H179ZM182 59V58H181ZM197 59V58H196ZM206 59V58H205ZM204 59V63H206V65H207V61ZM223 59H224V57H223ZM226 59V58H225ZM230 59V58H229ZM19 60H21V57H20V59ZM77 60H75V61H77ZM83 60V59H82ZM136 60V59H135ZM143 60V59H142ZM171 60V62L172 61H174V59L172 60V59H170ZM169 60V61H170ZM209 60V59H208ZM209 60V61H210ZM231 60V59H230ZM229 60V61H230ZM238 60V59H237ZM29 61V60H28ZM73 61H74V59H73ZM165 61H166V59H165ZM168 61V60H167ZM169 61L167 62V66H168V63H169ZM181 61H183V59L181 60ZM210 61V62H211ZM229 61H227V63L226 64H228L229 63ZM235 62V60H233L232 59V62ZM258 61H259V64L257 63V66H256V69L258 70L259 69V67L260 66H262V65H264V55H261L260 56V58L258 59ZM260 61H261V64H260ZM24 62V61H23ZM26 62V61H25ZM30 62V61H29ZM81 62V61H80ZM83 63V66H85L84 64H86V63ZM90 62H92V61H90ZM95 62V61H94ZM98 62V64H99V61H97ZM145 62V58H144V61H143V63ZM184 62H185V60H184ZM202 62H203V60H202ZM217 62V63H216ZM222 62V61H221ZM73 63V62H72ZM173 63V62H172ZM237 63V62H236ZM235 63V64H236ZM26 64V63H25ZM128 64V63H127ZM165 64H166V62H165ZM170 64V63H169ZM174 64H175V62H174ZM173 64V65H174ZM222 64H224V63H222ZM225 64V65H226ZM234 64V63H233ZM233 64L230 62V64H229V66L227 65V67L228 68H226L225 66V68L223 67V69L224 70H226V71H224V73H226L227 75L226 76H228V78L229 77H232V73L234 72L233 71ZM29 65V64H28ZM65 65H67L66 63H65ZM72 65V64H71ZM97 65V64H96ZM181 65V64H180ZM179 65V66H180ZM184 65V64H183ZM192 65V64H191ZM193 65H194V63H193ZM205 64H204V66H206ZM210 65H211V63H210ZM213 65V66H214ZM248 65V64H247ZM26 66V65H25ZM59 66V65H58ZM89 66V65H88ZM91 66V65H90ZM106 66V65H105ZM171 66V65H170ZM169 66V67H170ZM178 66V65H177ZM182 66V65H181ZM187 66V65H186ZM186 66H183L184 68L186 67ZM222 66V65H221ZM221 66H220V69H219V71L220 70H222L221 69ZM66 67V66H65ZM72 67V66H71ZM87 67V66H86ZM93 67V66H92ZM92 67H89L88 69H86V70H84V71H86V73L88 74V75H86L84 72H83V74H85V76L84 75H82V76H84V78H80L81 76V74L79 75V73H81V72H77V71H74L75 70V68L73 69V71H71L70 70V67H68V68H65V69H67V73H68V71H71V74H70V76H75L74 78V80L73 81H76V80H79V82H77L76 83V87L78 88V90L76 89V87L73 89V90H71L70 89V91H68L67 92V94H62L61 95V91L59 92H56V93H54V96L55 97H52L51 99H50V95L51 94H45L46 93V91H47V89L45 88V85H44V87H42V85L44 84V82H42L41 80V78L37 81V82H39V81H41L40 83L42 84L40 87H42L43 88V92L41 91V88L39 87V85H38V83L36 82V80H35V82L33 83V81L30 79V80H25V82H24V84H22V86L11 96V98H10V100L8 101V100H6L8 103L6 104V105H3V104H5V103H3L1 106H0V113H4V114H7V113H9V112H12L11 111V108L15 105V102L18 100V99H21V100H25V99H28V100H30V99H32V101L35 103V102H38L39 100H42L43 98L44 99H46L45 101H47V103L45 104V107L42 109V110H40V112H39V114L38 113H36V114H38V116L39 117H41L42 119H45V120H42V122L38 125V124H36V123H34V121H35V116H36V114H34V116H33V122H31V123H29V127H28V133H27V140L26 139H24V143H25V145H27V147H26V149H25V156L26 155H28L27 153H29L30 154V152L31 153H34V152H36L35 151V147H36V145H38L39 144V142H40V144L42 145H45L50 151L51 150H54L55 149V145L56 144H58V142H61V143H63V141H65V137L67 138V130H68V128L70 127V122H69V118L67 119L66 117H60L58 114H57V112H58V110H59V108L61 107V103H63V108L62 109H68L69 107H71L73 104L75 105V103L77 102V101H79V99L81 98V99H86V97L88 96V93H95L96 92V90H99L100 88H103L104 86V84H102L103 82H101L100 81V79H102V78H100L99 80H94L93 79V77H92V75L95 73L94 71L92 72V73H90L91 71V69H92ZM102 67V66H101ZM163 67V69L162 70H164V71H161V68ZM166 67V66H165ZM191 67V66H190ZM215 67V66H214ZM12 68V67H11ZM11 68H9V69H11ZM23 68V67H22ZM43 68V67H42ZM61 68V67H60ZM63 68V67H62ZM76 68H77V66H76ZM98 68V67H97ZM103 68V67H102ZM101 68V69H102ZM118 68H119V65H118ZM186 68H189V67H186ZM196 68V67H195ZM195 68H194V71H195ZM209 68V67H208ZM13 69V71H15L16 69L13 67L12 68ZM58 69H59V67H58ZM99 69V68H98ZM104 69H105V67H104ZM166 69V68H165ZM168 69H170V68H167L166 69V71H168ZM180 69V68H179ZM178 69V70H179ZM197 69V68H196ZM199 69H200V67H199ZM198 69V70H199ZM204 69H207L206 67H204ZM213 69H216V68H213ZM218 69V68H217ZM236 69V68H235ZM244 69V68H243ZM23 70V69H22ZM21 70V71H22ZM62 70V69H61ZM61 70H58L59 72L61 71ZM94 70H96V69H94ZM181 70H182V68H181ZM201 70V69H200ZM211 70V69H210ZM245 70V69H244ZM57 71V72H58ZM63 72H64V70H62ZM101 71V70H100ZM99 71V72H100ZM103 71V70H102ZM161 71V72H160ZM184 71V70H183ZM186 71V70H185ZM212 71V70H211ZM211 71H208V72H211ZM18 72H20V70L18 71ZM56 72V71H55ZM63 72H61V73H63ZM144 72V71H143ZM142 72V73H143ZM156 72H155V74H152L153 75V78L154 79H152L154 82H156V80H157V74H156ZM170 72V71H169ZM173 72H175V71H173ZM198 72V71H197ZM202 72V71H201ZM206 72V71H205ZM214 72V74H215V70L213 71ZM7 73V72H6ZM5 73V74H6ZM12 73H14V72H12ZM66 73V74H67ZM101 73V72H100ZM103 73V72H102ZM164 73H167L168 74V72H164ZM171 73H172V71H171ZM180 73V72H179ZM182 73V72H181ZM196 73V72H195ZM207 73V72H206ZM219 73V72H218ZM222 73H223V71H222ZM223 73V74H224ZM258 73V72H257ZM257 73H256V75H257ZM21 74V73H20ZM19 74V75H20ZM29 74V73H28ZM57 74V73H56ZM65 74V73H64ZM96 74H98V73H96ZM203 75H204V73H202ZM209 74H211V73H209ZM220 74V73H219ZM218 74V77H216L215 75H214V78L212 77V75H210L211 76V80H209V84L211 85V86H213V88H214V90H216L217 88H216V85L214 84L217 80L216 79H221ZM2 75V74H1ZM4 75V74H3ZM148 75H150V74H148ZM152 75L150 76V77H152ZM170 75V74H169ZM206 75H208V74H206ZM205 75V76H206ZM217 75V74H216ZM244 75V74H243ZM255 74H254V76H256ZM48 76V75H47ZM96 76V75H95ZM199 76V75H198ZM7 77H9L8 79H12L13 80V77L12 76H7ZM15 77V76H14ZM144 77V76H143ZM244 77V76H243ZM257 77H258V75H257ZM66 78H69V77H66ZM161 78V79H160ZM167 78H168V76H167ZM166 78V79H167ZM213 78V79H212ZM245 78V80H246V77H244ZM244 78H241V81H242V79L244 80ZM4 79V78H3ZM6 79V78H5ZM33 79V78H32ZM165 79V78H164ZM165 79V80H166ZM174 79V78H173ZM172 79V80H173ZM190 80H191V77L189 78ZM210 79V78H209ZM257 79V78H256ZM11 80V81H12ZM16 80V78L12 81V82H14ZM59 80H63L64 81V85H59L58 84V81ZM57 82H56V85L58 86V87H60V88H65V87H69L70 86V83L68 82V81H65L64 79H59ZM104 80V79H103ZM106 80V79H105ZM105 80H104V82H105ZM164 80V81H165ZM168 80V79H167ZM202 80V79H201ZM216 80V81H215ZM251 80V79H250ZM5 81V80H4ZM45 81V80H44ZM109 81V80H108ZM111 81V80H110ZM171 81V80H170ZM205 81V80H204ZM212 81V82H211ZM247 81H249V79L247 80ZM6 82V81H5ZM81 82V84H79ZM132 82V81H131ZM162 82V81H161ZM168 82V81H167ZM185 82V81H184ZM184 82H182V83H184ZM220 82V81H219ZM222 82V81H221ZM245 82V81H244ZM2 83V82H1ZM74 83V82H73ZM109 83V82H108ZM34 84H36L35 86V88H36V90H33V87H34ZM93 84L95 85H98V86H93ZM205 84H206V82H205ZM216 84H217V82H216ZM220 84V83H219ZM15 85V84H14ZM72 85V84H71ZM107 85V84H106ZM162 85V87L161 88H163V90H164V84L162 83L161 84ZM161 85H159V86H161ZM203 85V84H202ZM159 86H157V87H159ZM165 86H167V85H165ZM187 86V85H186ZM72 87H73V85H72ZM169 87H171V86H168V87H166V88H169ZM172 87H174L173 85H172ZM222 87V86H221ZM262 87V88H261ZM261 89H262V93H261V96H258L259 97V100H258V102L256 101V104H254V100H252L251 99V101H252V103H251V107L253 108L254 107V109H255V111H249V112H245L244 114L243 113H240V114H238L237 112H234L233 110V108H235L234 106V102H233V100L231 99H228V100H223V99H221V100H219V99H217V100H219V101H222L221 102V104H219L218 103V101H216V102H214V103H211V107H209V109L210 108H212V109H210V110H212V111H217L218 112V114L220 115L217 119L219 120V122L214 126V125H212L211 127H210V129L212 130V129H217L219 132H220V134L222 135V136H224V138H223V140H221V143L220 144H222V146H223V142H224V140L226 141V142H229V139H232V137H233V134H230V131H232L233 129H229L227 126H229V124L230 123H234V124H236V122L239 120V122H244V121H246L245 122V124L247 125V132H246V135H244L243 137H242V140L243 141H245L246 142V145H248L251 141H253L254 143H256V144H259V143H261V137H260V135H259V133H256V134H254L255 136H251L252 134L251 133H253V131L254 130H258L259 129V126H261L262 125V127H263V125H264V85H261ZM14 88V87H13ZM106 88V87H105ZM147 88V87H146ZM160 88V89H161ZM202 88V87H201ZM254 88V87H253ZM10 89H12V88H10L9 87V89H7L8 91L10 90ZM159 89V88H158ZM175 89V88H174ZM187 90V88H184L183 90ZM223 89H225V90H229L230 89V85H228V84H223ZM15 90H16V88H15ZM14 90V91H15ZM49 90V89H48ZM54 90V89H53ZM104 90V89H103ZM103 90H101V91H103ZM106 90V89H105ZM125 90V89H124ZM155 90V89H154ZM11 91V90H10ZM52 91V90H51ZM115 91V90H114ZM134 91V92H133ZM165 91H166V89H165ZM45 92V93H44ZM49 92V91H48ZM47 92V93H48ZM151 92H152V94L153 95H157L156 93L154 94V91H151V90H149V91H146V90H143L141 87L139 88V89H137L136 90V88H135V90H133L132 89V91L131 90H125V91H122V92H120V93H118V95H114V97H110L109 99H107V100H105V101H103V103H101L100 102V104L102 105V106H107V104L109 103V102H111L112 101V99H114V101L115 100H118V99H120L121 97H123V96H126V98L127 99H130V98H133V99H137V98H149V96L150 97H153L152 95H151ZM156 92V91H155ZM159 92V91H158ZM168 92V91H167ZM176 93V92H175ZM103 94H104V91H103ZM102 94V95H103ZM115 94V93H114ZM163 94V93H162ZM162 94H160L159 93V96L158 97H160V95H162ZM4 96L2 97V99L3 98H7V97H10V95H11V92H10V94H3ZM5 95H6V97H5ZM35 95V96H34ZM101 94H100V96H102ZM247 95H248V93H247ZM246 95V96H247ZM39 96L41 97V99H39ZM93 95L91 94V95H89V97H92ZM97 96L99 97L98 99H100V96L98 95V93H97ZM97 96H96V98L95 99H97ZM110 96V95H109ZM177 96V95H176ZM252 96V95H251ZM250 96V98H252ZM254 96L256 97V94H254ZM196 97V96H195ZM194 97V98H195ZM237 97V95L236 94H234L233 95V99L234 98H236ZM257 97V98H258ZM47 98H49V99H47ZM102 98H104V97H102ZM106 98H107V96H106ZM174 98H176V97H174ZM183 97H178V99L177 100H181ZM185 98V97H184ZM17 99V100H16ZM94 99V98H93ZM97 99V100H98ZM169 99V98H168ZM254 99V98H253ZM87 100V99H86ZM183 100V99H182ZM195 100H196V98H195ZM198 100V99H197ZM240 100H243V102H244V100H245V97L243 96ZM22 101V102H23ZM194 101V100H193ZM193 101H190V102H193ZM229 102L230 104H227V103H223V102ZM17 102H20V100H18ZM30 101H28V103H29ZM81 102H83V101H81ZM186 102V99H185V101H184V103ZM41 103V102H40ZM94 103V102H93ZM174 103V102H173ZM201 103V102H200ZM261 103V104H260ZM77 104V103H76ZM79 104H80V102H79ZM79 104H78V107H79ZM84 104V103H83ZM190 104V103H189ZM225 104H227V105H229V108H225V110L223 109V106L225 105ZM236 104V103H235ZM248 104V103H247ZM19 105V103L17 104V106ZM32 105H34V104H32ZM87 105V104H86ZM109 105H110V103H109ZM153 105V108L151 107V108H149V109H145L144 108V106L142 107L143 108V110H142V113H141V116L139 117L138 115V117L140 118V120H143V119H145V118H148V117H152V120L155 118V114L156 113H158L159 111H161V110H159V108H155V103L154 104H152ZM161 105V104H160ZM160 105H159V107H160ZM239 105V104H238ZM237 105V106H238ZM243 105V104H242ZM255 105H256V108H255ZM11 106V107H10ZM26 106V105H25ZM85 106V105H84ZM93 106H95L94 104H93ZM156 106H157V104H156ZM168 106V105H167ZM166 106V107H167ZM176 106H177V104H176ZM192 106V105H191ZM196 106H198L197 104H196ZM226 106V105H225ZM246 106V105H245ZM14 107H16V106H14ZM20 107H21V105H20ZM19 107V108H20ZM27 107V106H26ZM100 107V106H99ZM98 107V108H99ZM162 107V106H161ZM161 107H160V109H161ZM170 107V106H169ZM168 107V108H169ZM179 107V106H178ZM202 107V106H201ZM249 107H250V105H249ZM248 107V108H249ZM17 108V107H16ZM72 108V107H71ZM76 108H77V106H76ZM88 108V107H87ZM168 108H166V110L168 109ZM237 109L239 108V107H236ZM261 108V109H260ZM187 110V109H189V108H184V110ZM191 109V108H190ZM243 109V108H242ZM253 109V110H254ZM259 109L261 110V111H259ZM19 110V109H18ZM35 110V109H34ZM97 110V109H96ZM140 110V111H141ZM177 110H179V109H177ZM192 110V109H191ZM194 110V109H193ZM73 111V110H72ZM80 111V110H79ZM90 111V110H89ZM94 111V110H93ZM170 111H171V109H170ZM190 111V110H189ZM206 111V110H205ZM242 111V110H241ZM34 112V111H33ZM67 112V111H66ZM120 112V111H119ZM167 112V111H166ZM169 112V111H168ZM173 112V111H172ZM182 112V111H181ZM186 112V111H185ZM243 112V111H242ZM13 113V112H12ZM35 113V112H34ZM53 113V114H52ZM54 113H55V115H57V120H58V122L60 123V125H61V130L59 131H53L52 130V133H50L49 135H48V138H47V136H45L44 135V132L45 131H49V129L50 128H54V129H58V127L59 126H57V127H54V126H56L57 124H58V122H57V120H56V118L54 119V120H56V121H54L53 120V118H52V116L51 115H54ZM123 113V112H122ZM170 113V112H169ZM49 114V115H48ZM70 114V113H69ZM83 114V113H82ZM81 114V115H82ZM86 114V113H85ZM134 114V113H133ZM135 114H137V112L135 113ZM139 114V113H138ZM160 114V113H159ZM33 115V114H32ZM79 115H80V113H79ZM87 115V114H86ZM114 115V114H113ZM129 115V114H128ZM131 115V114H130ZM158 115V114H157ZM5 116V115H4ZM49 116H51V118L49 117ZM91 116V115H90ZM112 116V115H111ZM135 116V115H134ZM154 116V117H153ZM178 116V115H177ZM21 117V116H20ZM53 117H55V116H53ZM81 117V116H80ZM79 117V118H80ZM85 117V116H84ZM92 117V116H91ZM105 117V116H104ZM133 117V116H132ZM137 117V118H138ZM130 118V117H129ZM128 118V119H129ZM20 119V118H19ZM37 119V118H36ZM76 119V118H75ZM81 119H82V117H81ZM114 119V118H113ZM150 119V118H149ZM207 119V118H206ZM210 120H214L215 118H213V116L211 117V118H209ZM0 120H1V117H0ZM4 120V119H3ZM2 120V121H3ZM17 120H18V117H17ZM39 120V119H38ZM74 120V119H73ZM112 120V119H111ZM110 120V121H111ZM125 120V119H124ZM19 121V120H18ZM52 121V122H51ZM76 121H77V119L75 120V124H77L76 123ZM109 121V120H108ZM21 122V121H20ZM30 122V121H29ZM79 122H81V120L79 121ZM86 122V121H85ZM105 122V121H104ZM152 122V121H151ZM181 122V121H180ZM3 123V122H2ZM141 123H142V121H141ZM81 124H82V122H81ZM137 124V123H136ZM173 124V123H172ZM225 124V125H224ZM243 124V123H242ZM241 124V125H242ZM59 125V124H58ZM138 125V124H137ZM177 125V124H176ZM246 125H245V127H246ZM257 126V127H255V126ZM5 126H7V125H5ZM97 126V125H96ZM100 126V125H99ZM136 126V125H135ZM135 126H133V127H135ZM142 126V125H141ZM8 127H10V126H8ZM42 127H43V129H42ZM72 127V126H71ZM74 127H77V125H75ZM80 127V126H79ZM137 127V126H136ZM140 127V126H139ZM145 127V126H144ZM173 126H171V128H172ZM177 127V126H176ZM0 128H1V126H0ZM15 128V127H14ZM49 128V129H48ZM73 128V127H72ZM120 128V130H121V127H119ZM119 128H118V130H119ZM264 128V127H263ZM2 129V128H1ZM4 129V128H3ZM11 129H13V128H11ZM75 129V128H74ZM73 129V130H74ZM133 129V128H132ZM138 128H136V130H137ZM6 130V129H5ZM70 130V129H69ZM1 131V130H0ZM13 131V130H12ZM27 131V130H26ZM117 131V130H116ZM122 132H124V131H122ZM233 132V131H232ZM74 132L72 131V132H69V134L70 135H72ZM87 135H88V138H89V140H96V139H98L97 137H99V134H97L95 131H91V130H88L87 132H85ZM119 133H121V131H119L118 132V134ZM127 133V132H126ZM262 133H264V132H262ZM89 134H91V135H89ZM105 134H113V132L111 131V130H106V131H104L103 133H102V135L103 136H101V137H104V135ZM123 135H124V133H122ZM36 135L38 136V138H36ZM50 135H51V137H50ZM84 135V134H83ZM117 135V134H116ZM115 135V136H116ZM262 135V134H261ZM120 136V135H119ZM118 136V137H119ZM125 137H126V135H124ZM32 137H35L36 139H38L37 141H38V143L37 144H35V142H37V141H35L34 139V143H33V141H32V143H27V141L29 140V139H31ZM94 137H96V139L94 138ZM100 137V139L102 140V138ZM113 137H114V135H113ZM117 137V136H116ZM219 137H220V135H219ZM106 138V137H105ZM115 138V137H114ZM123 138V137H122ZM218 138V137H217ZM252 138H253V140H252ZM82 138L81 137H79V141L81 140ZM86 139H87V137H86ZM100 139H99V143L101 142L100 141ZM119 139H120V137H119ZM238 139V138H237ZM32 140V139H31ZM109 140V139H108ZM107 140V141H108ZM110 140H112V139H110ZM234 140V139H233ZM240 140H241V138H240ZM238 141V146H237V149H239L240 147H241V152H240V155H242V153H247L248 154V156L250 157H248L249 159H247L244 163H243V167H245L246 169H247V171H249L248 169H249V167H250V162L252 163V161L253 160H251V153L250 152H245L244 151V149L242 148V145H241V141ZM251 140V141H250ZM263 140V139H262ZM88 141V140H87ZM104 141V140H103ZM106 141V140H105ZM212 140H210V139H207V140H205V142H207V144H209L210 143V145H212L213 143L211 142ZM215 141V140H214ZM213 141V142H214ZM218 141H220V140H218ZM85 143H83V142H80L79 144L80 145H86L87 147H86V149L89 151V154H87V156L89 157V156H91V157H95L96 158V155H98V156H100V158H96V160L95 161H97V162H99L98 164H100V165H98V166H100V168H101V172H102V174H104V178H103V180L102 181H96L97 183H99V184H104L105 185V187L104 188H102L104 185H97L94 181H93V183H94V186H96L97 185V187L99 188V187H101L102 189H97L96 191L95 190H93L92 188L93 187H90V188H88L87 186H89L90 184H93V183H91L90 182V184H86L88 181H87V179L86 178H89V176L87 175V173L88 172H90V170H91V168L89 167V165H88V163L87 164H84L83 166H80V167H75V169L78 171V173H79V175H77V177H76V179L75 180H72V181H59V179L57 180V178L55 179L56 180V182H54L53 180V178L52 177H50L49 175V173H47V172H50L51 171V168H52V166H49L48 168H45L44 169V172H43V169H42V167L43 166H45L44 165V163L42 162V160H40L39 159V157H42V153L40 152V151H37L36 152V154L31 158L32 160H33V162H32V164L31 165H33L32 167H30L29 169V171H30V174H28V173H26V174H28V176L29 177H27L26 176V174L23 172V174H21V175H19V174H17L16 175V173L18 172H16L15 170H12V169H10L9 167H8V165H7V163H8V161H7V158L6 159H4V160H1V162H0V183H1V181H3V180H5V178L6 177H8V176H12V175H16V177H15V179H14V181L12 182V184H11V187L8 189V192L7 191H4V194H12L13 192H12V190L15 188V187H17V186H20L23 182H25L24 180L25 179H30L31 177L32 178H34L35 177V175L37 174V178H38V176H39V173H41V172H38V169L41 167V169H42V172L45 174V175H48L49 176V179H50V185L51 186H49V188L51 189H53L54 190V194H55V203L54 204H49V203H51V202H49V200H51V199H53V198H49V200L48 201H46V202H44L43 204H41L40 206H37L36 207V211H35V213L33 214L34 215V220H26V224H28L27 226H29V227H32V231H30L29 232V234L28 235H30V236H28V237H30V240L32 241V244H36V239L38 238V235H39V227H40V223H41V221L43 220V221H47L48 222V227L50 228V229H53V230H57V227H58V223H61L60 221L63 219V217L64 218H67L66 220H65V224L66 225H64V227H66V228H68V230H69V232L71 233L72 231H73V228H71V226H75V227H77L78 229H80L81 231H84V229H85V227H87V226H89L90 224L92 225V223L97 219V218H99V217H101L102 215H103V213H105V212H107L108 214H109V212H110V210L112 211V210H114V212L113 213H115V212H117L115 215H114V217H113V219L115 220H117V218H119V216H120V214H122V213H124V209L125 208H127L128 207V204H130L129 202H131L132 200L134 201V199H135V195L133 194V192L132 191H129L130 190V186L131 187H138L140 184H141V181H139V180H146L148 177H143V178H141V177H138L139 178V180L133 175L134 173H135V171H134V173L133 174H131V177H129V178H133L134 180V182L133 183H129L128 182V180L125 178V176L123 175H120V172H118V171H116V170H114L112 167H111V165H110V160H115V159H118V160H122L123 158H127V156H133V157H135V158H137L138 160H139V164H140V166H142L141 164H142V158L143 157H146L145 158V160H144V165H147V162L152 158V151H150L148 148V150L149 151H147L146 150V152H145V150H142V148H143V146L142 147H140V148H136V146H134V148L132 149V148H130V147H124L123 146V148H125V150H123L122 152H119V153H117V154H114V153H112L113 155H106L105 153H106V151L107 150H109L110 148H112V146H108V144H105L104 142H103V144L102 145H94V144H92V143H90V142H87L86 143V141H84ZM96 142V141H95ZM127 142V141H126ZM193 142V141H192ZM236 142V141H235ZM245 142H243V144L245 143ZM18 143V142H17ZM108 143V142H107ZM212 143V144H211ZM217 143V142H216ZM252 143V142H251ZM39 144V145H40ZM219 144V143H218ZM80 145H79V147H80ZM166 145H169L170 146V148L169 149H166ZM217 145V144H216ZM231 146H233V142H232V140H231V144H230ZM230 145H227V146H223L224 148H223V151H221L220 150V152L223 154L224 152L226 153V151L227 150H229L230 148H229V146ZM235 145V144H234ZM19 146V145H18ZM24 146V145H23ZM32 146L34 147L33 149H32ZM78 146V145H77ZM138 146V145H137ZM139 146H141V145H139ZM165 146H164V149L166 150V151H171L170 153H174L177 157H178V159H179V156H180V150L177 148H174L171 144H165ZM182 146V145H181ZM220 146V145H219ZM230 146V147H231ZM251 146V145H250ZM253 146V145H252ZM14 147V146H13ZM24 147V148H25ZM144 147H147V146H144ZM209 147V146H208ZM247 147V146H246ZM254 147V146H253ZM21 148V147H20ZM72 148V147H71ZM151 149L153 148L152 146L150 147ZM229 148V149H228ZM260 148V147H259ZM258 148V149H259ZM6 149V148H5ZM81 149V148H80ZM130 149V150H129ZM214 149V148H213ZM46 150V149H45ZM82 150V149H81ZM219 150V149H218ZM43 151H44V149H43ZM86 151V150H85ZM88 151H86L87 153H88ZM98 151V152H97ZM144 151V152H143ZM231 151V150H230ZM215 152V151H214ZM213 152V153H214ZM220 152L219 153H217V155H216V153H215V158H216V160H219L218 158H219V156L221 155L220 154ZM0 153H2V152H0ZM48 153V152H47ZM46 153V154H47ZM262 153H263V151H262ZM6 154V153H5ZM9 154V153H8ZM49 154V153H48ZM67 154V153H66ZM71 154V153H70ZM78 154V153H77ZM212 154V153H211ZM253 154V153H252ZM260 155H261V153H259ZM92 155H94V156H92ZM104 155V156H103ZM213 155V154H212ZM257 155H258V153H257ZM50 156V155H49ZM73 156H75V155H73ZM126 156V157H125ZM165 156V155H164ZM163 156V157H164ZM187 156V155H186ZM5 157V156H4ZM260 157V156H259ZM2 158V157H1ZM14 158V157H13ZM80 158V157H79ZM86 158V157H85ZM84 158V159H85ZM167 158H168V160H171V162L173 163V165H175V167H178V166H180V165H183L182 166V168L181 169H183V167H184V165H186V164H180V163H182L181 161V159H183V158H180L179 160H175V159H177V158H173L172 157V155L171 154H167ZM213 158H214V155H213ZM214 158V159H215ZM3 159V158H2ZM30 159V160H31ZM83 159V160H84ZM91 159V158H90ZM128 159V158H127ZM126 159V162H129V164L130 165H132V167L133 168H135V164L130 160V159H128L127 160ZM24 160V159H23ZM26 160V159H25ZM87 160V159H86ZM85 160V161H86ZM89 160V159H88ZM198 160L200 161L201 160V158H198ZM36 161V162H35ZM44 161V160H43ZM94 161V160H93ZM202 161V160H201ZM256 161H257V159H256ZM262 161V160H261ZM27 161H25V163H26ZM41 162V163H40ZM150 162V161H149ZM148 162V163H149ZM180 162V163H179ZM10 163H11V161H10ZM83 163H85V162H83ZM146 163V164H145ZM232 163H233V160L231 161V164L230 165H232ZM24 164V163H23ZM92 164V163H91ZM119 164L120 165H123L122 163H121V161H119ZM139 164H138V166H139ZM207 164V163H206ZM205 164V165H206ZM258 164V163H257ZM260 164V163H259ZM205 165H201L202 166V168H203V166H205ZM252 165V164H251ZM95 166V165H94ZM93 166V167H94ZM97 166V165H96ZM139 166V167H140ZM199 168H196V170H197V173L199 174L200 172H201V166H199V165H197ZM21 167H22V165H21ZM20 167V168H21ZM92 167V166H91ZM92 167V168H93ZM132 167H131V169H132ZM257 167H259V166H256V168ZM19 168V167H18ZM68 168H69V166H68ZM122 168V167H121ZM185 168V167H184ZM264 168V167H263ZM14 169V168H13ZM180 169V170H181ZM259 169V168H258ZM261 169H262V167H261ZM20 170V169H19ZM231 170V169H230ZM257 170V169H256ZM28 171V172H29ZM41 171V170H40ZM251 171V170H250ZM25 172H26V170H25ZM131 172V171H130ZM180 172V171H179ZM53 173V172H52ZM72 173V172H71ZM171 173V172H170ZM196 173V174H197ZM197 174V175H198ZM172 175V174H171ZM231 175H232V177H234L235 179H237V178H239L240 177V173H237V170L236 169H234L232 172H231ZM52 176V175H51ZM56 176V175H55ZM61 176V175H60ZM59 176V177H60ZM107 176H109V177H113V179H109L108 180V178H106ZM169 176V175H168ZM260 176V175H259ZM40 177V179L39 180H42V179H46V178H48V177H45V176H43V177H41V176H39ZM117 177H120V178H118V179H116ZM175 177V176H174ZM173 177V178H174ZM32 178H31V180H32ZM63 178V177H62ZM93 178V177H92ZM172 177H171V179H173ZM262 178H264V177H261L260 178V180H262ZM64 179V178H63ZM81 179H83L82 181H81ZM94 179V178H93ZM99 179H100V177H99ZM170 179V180H171ZM9 180V179H8ZM226 180V179H225ZM6 181V180H5ZM169 180H167V182H168ZM27 182V181H26ZM42 182V181H41ZM161 182V181H160ZM159 182V183H160ZM45 183V182H44ZM163 183H166V182H163ZM240 183H241V181H240ZM64 184H65V190H64ZM161 184V183H160ZM77 185H79V187L77 186ZM2 186H4V185H2ZM91 186V185H90ZM128 187V191H125V190H119V189H123V188H125V187ZM159 186V185H158ZM171 186V185H170ZM214 186V185H213ZM1 187V186H0ZM45 187H46V185H45ZM244 187L245 186H243L242 185V190L244 189ZM8 188V187H7ZM31 188V187H30ZM2 188H0V190H1ZM17 189V188H16ZM39 189V188H38ZM81 191H80V190ZM6 190V189H5ZM30 190H32V189H30ZM142 190V189H141ZM232 190V189H231ZM234 190H235V188H234ZM233 190V191H234ZM237 190V189H236ZM241 190V191H242ZM15 192V191H14ZM124 192H126V193H124ZM154 192L155 191H152V195L154 194ZM2 193H3V189H2V191L0 192V196H2ZM120 193V194H119ZM121 193H123V194H121ZM4 194H3V197H4ZM46 194V193H45ZM51 194H52V190H51ZM50 194V195H51ZM68 194H70L71 196H69ZM90 194H94V195H96L97 197H99L98 199H102V201H103V199L105 198H107V197H111V199L109 198H107V203L105 204V205H103V203H101L102 205L101 206H98V205H95V204H93V203H91V201H88V200H85V198H83L82 200L80 199V200H76L75 199V197H86V199H87V197L88 196H90V197H92ZM115 194H117V196L115 195ZM158 194V193H157ZM242 194H243V192H242ZM33 195V194H32ZM44 195V194H43ZM156 195V194H155ZM168 194H164V196H167ZM106 196V197H105ZM112 196L114 197L113 199H112ZM163 196V197H164ZM6 197V196H5ZM54 197V196H53ZM90 197H88V198H90ZM159 197V195L157 196V198ZM162 197V196H161ZM162 197V200L165 198H163ZM248 197L249 196H244V198L245 199H248ZM2 198V197H1ZM47 197H45V199H46ZM160 198V197H159ZM6 199V198H5ZM97 199V198H96ZM105 199H104V202H105ZM120 199V200H119ZM20 200V199H19ZM43 200V199H42ZM42 200H40V202L42 201ZM139 199H137V201H138ZM160 200V199H159ZM5 201V200H4ZM9 201V200H8ZM62 201V202H61ZM97 201V200H96ZM238 201V200H237ZM242 201H244L243 199H242ZM246 201V200H245ZM248 201V200H247ZM258 201H260V200H257V202ZM161 202V201H160ZM132 203V202H131ZM166 203V202H165ZM171 203V202H170ZM169 203V204H170ZM235 203H237V202H235ZM243 203V202H242ZM247 203V202H246ZM246 203H244V204H246ZM249 203V202H248ZM261 203H262V200H261ZM6 204V203H5ZM99 204V203H98ZM168 204V203H167ZM253 204V203H252ZM256 204V203H255ZM258 204V206L260 205V203H257ZM209 205V204H208ZM254 205V204H253ZM236 206V205H235ZM101 207V208H100ZM14 209V208H13ZM24 210V209H23ZM23 210H21V213H23ZM170 210V209H169ZM109 211V212H108ZM252 211L254 212V214L252 213ZM217 212H219V211H217ZM253 214V218L255 219V221H256V219L258 218L259 220L260 219H262L261 217L263 216V213H264V208H263V210H261V208L259 207H257V205L255 206H253V208L251 209V211L249 210V215L251 214V213ZM30 214V213H29ZM106 214V213H105ZM111 214V213H110ZM126 213H124V215H125ZM153 213H150V215H152ZM223 214H224V212H223ZM222 214V215H223ZM228 214V213H227ZM239 214V213H238ZM21 215H23V214H21ZM256 215V216H255ZM10 216V215H9ZM12 216V215H11ZM17 216V215H16ZM65 216H67V217H65ZM111 215H109V217H110ZM121 216H123V215H121ZM153 216V215H152ZM5 217V216H4ZM131 217H133V216H131ZM219 217V216H218ZM21 218H22V216H21ZM220 218V217H219ZM252 218V219H253ZM264 218V217H263ZM158 219V218H157ZM253 219V220H254ZM112 219H110L109 221H111ZM213 220V219H212ZM239 220L240 219H238L237 221H235V222H239ZM109 221H106L107 223H105V224H110L109 223ZM228 221H230V220H228V217H225V216H221V220H216V222H218L217 224L218 225H220V224H222L223 225V227H221L220 226V228L221 229H223L224 231L225 230H227L228 229V227L227 226H225L226 224H228L227 222ZM263 221H264V219H263ZM19 222H21V221H19ZM133 222V221H132ZM151 222V221H150ZM250 222V221H249ZM160 223V222H159ZM253 223V222H252ZM36 224H38L37 226H35ZM62 224V223H61ZM64 224V223H63ZM62 224V225H63ZM240 224V223H239ZM23 225H25V223L23 224ZM90 225V226H91ZM134 225V224H133ZM159 225H161V224H159ZM234 225V224H233ZM237 225V224H236ZM262 225V224H261ZM26 226V227H27ZM104 226V225H103ZM161 226H163V225H161ZM235 226V225H234ZM258 228H260V225H256ZM101 228H102V226H100ZM130 227V226H129ZM160 227V226H159ZM202 227V226H201ZM206 227V226H205ZM253 228V227H252ZM257 228V229H258ZM17 229V228H16ZM30 229V228H29ZM126 229V228H125ZM161 229V228H160ZM159 229V230H160ZM201 229V228H200ZM208 229V228H207ZM216 230H217V228H215ZM215 229H213V232L215 231ZM221 229H220V231H221ZM15 230V229H14ZM77 230V229H76ZM79 230V231H80ZM120 230V229H119ZM202 230V229H201ZM235 230V229H234ZM21 231V230H20ZM45 231H47V230H45ZM121 231H122V229H121ZM212 231V230H211ZM23 232V231H22ZM95 232H97V231H95ZM125 231H122L121 232V235H119V233H118V237H117V240H116V242L117 241H120V244H122L121 243V241H123L124 239H127L126 238V234L127 235H129V232L127 233V232H125ZM137 232H139V233H141L140 231H139V228L138 229H136V234H137ZM173 232H175V231H173ZM236 232L238 233H236V235H240V227L239 228H237V230H236ZM255 232V231H254ZM259 232H260V230H259ZM14 233H16L17 235L19 234V232H18V230H16V232L14 231ZM114 233V232H113ZM117 233V232H116ZM176 233V232H175ZM175 233H172V235L170 234V235H168V236H164L163 238L165 239V237L168 239H171L172 240V238L174 237V236H176L175 235ZM204 233H205V231H204ZM230 233V232H229ZM6 234H7V232H6ZM115 234V233H114ZM113 234V235H114ZM125 234V235H124ZM257 234H258V231H257ZM5 235V234H4ZM12 232H11V234H8L7 236L9 237V239H14V238H12ZM97 235V234H96ZM116 235V234H115ZM6 236V237H7ZM77 236V235H76ZM82 236V235H81ZM125 236V237H124ZM216 236H218L217 235V232L215 233V235H214V237H213V239H212V241H210V239H209V241L210 242H212V244H213V241H215V237ZM6 237L4 238V240L6 239ZM20 237V236H19ZM27 237V236H26ZM56 237L58 238V236H57V233H56ZM59 237H61V236H59ZM83 237V236H82ZM81 237V238H82ZM130 237V236H129ZM3 238V237H2ZM46 238V237H45ZM70 238H71V236H70ZM86 238V237H85ZM193 238H194V236H193ZM196 238V237H195ZM231 238V237H230ZM229 238V239H230ZM130 239V238H129ZM128 239V240H129ZM163 239V240H164ZM169 239H168V241H169ZM219 238H217V240H218ZM229 239H228V241H229ZM51 240V239H50ZM48 241L47 242V240H46V242L47 243H45L44 244V246H43V248H42V250H41V252H42V254H45V255H50L51 257H49L48 258V261H50L52 264L53 263H55V264H57L59 261H61V257L63 258V254L64 253H61V252H57V250L59 249V243L61 242L60 240V242H58L57 241V243H58V249L56 250V252L54 251L53 252V250H55V244L54 243H52L51 241ZM166 240V239H165ZM196 240V239H195ZM216 240V241H217ZM252 240H255V238L254 237H252ZM33 241H34V243H33ZM53 241V240H52ZM190 242H187L188 243V245L186 246V248H184L185 249V254L186 255H188V256H190L191 255V253H193V247H195V243H194V241L191 239V240H189ZM219 241V240H218ZM221 241V240H220ZM2 242H4V241H1V243ZM18 242V241H17ZM83 242V241H82ZM123 242H125V240L123 241ZM164 242V241H163ZM185 242V241H184ZM206 242H208V240H206ZM221 242H224L223 240L221 241ZM226 242H227V240H226ZM230 242H232V241H230ZM230 242H228V243H230ZM0 243V244H1ZM170 243V242H169ZM225 243V242H224ZM6 244V243H5ZM19 244V243H18ZM29 244V243H28ZM28 244L26 243V241L24 240V241H22V245L21 246H23V250H25V248L28 250V251H22V254H24L23 256H22V258H20V259H23L24 257H25V253H30L31 251H30V249L28 248ZM31 244V243H30ZM60 244H62V243H60ZM124 244H126V243H124ZM211 244V243H210ZM8 245V244H7ZM64 245V244H63ZM78 245V244H77ZM76 245V246H77ZM219 245V244H218ZM220 245H222V244H220ZM219 245V246H220ZM224 245V244H223ZM226 245V244H225ZM253 245H254V243H253ZM33 246V245H32ZM232 246V245H231ZM18 247V246H17ZM57 247V246H56ZM96 247L98 248V249H100L99 248V246H98V243H97V245H96ZM95 247V250L96 251H98L97 253H99V251L100 250H97V248ZM122 246H120V248H121ZM159 247H160V245H159ZM221 247V246H220ZM230 247V246H229ZM233 247H235V245L233 246ZM68 249H69V246L67 247ZM119 248V249H120ZM165 248V245H163V246H161V248L160 249H164ZM196 248V247H195ZM236 248V247H235ZM21 249V247L19 246V248H17V250H20ZM64 249V248H63ZM232 249V248H231ZM16 250V249H15ZM83 250V249H82ZM110 250V249H109ZM68 251H70V250H68ZM79 251H80V249H79ZM84 251V250H83ZM107 250H104V251H100V254H104V253H106L107 254V252H106ZM111 251V250H110ZM196 251V250H195ZM194 251V252H195ZM9 252V251H8ZM17 253H18V251H16ZM71 252V251H70ZM112 252V251H111ZM6 253H7V251H6ZM12 253V252H11ZM10 253V254H11ZM16 253V254H17ZM33 253V252H32ZM183 252H181V253H175L174 254V251H172V253L170 254L171 256H169V261H170V263H168V264H179V262H180V260H179V258L182 256L181 254H182ZM220 253V252H219ZM219 253H217L216 252V254H219ZM223 253V252H222ZM222 253L220 254V255H218V256H214V257H212V259H211V264H218V262H216L217 261V258L219 257V256H222ZM226 253H228L229 254V251L227 252L226 251ZM8 254V253H7ZM10 254H8V256L10 255ZM13 254V253H12ZM71 254V253H70ZM80 254V253H79ZM110 254V253H109ZM184 254V253H183ZM65 255V254H64ZM86 255V254H85ZM112 255H113V253H112ZM121 255V254H120ZM1 256V255H0ZM12 256V255H11ZM10 256V257H11ZM41 256V255H40ZM80 256V255H79ZM109 256V255H108ZM166 256V255H165ZM192 256V255H191ZM225 256V255H224ZM13 257V256H12ZM12 257L11 258H8L7 259V261L10 259V260H13L12 259ZM42 257H43V255H42ZM228 257V261H229V264H248L247 262H246V257L243 255V251L241 250V252L239 251L238 252V254H236V252H234V251H231L230 250V254H229V256H227ZM253 258L251 261H253V263L254 264H257L256 263V261H255V259H258V261H259V258H257V257H255V256H248V258ZM27 258H30V259H33L34 257H27ZM38 258H40V257H38ZM184 258V257H183ZM192 258V257H191ZM247 258V259H248ZM36 259V258H35ZM44 259V258H43ZM194 259V258H193ZM204 259H206V258H204ZM204 259H202L201 260V262H203L204 263ZM15 260V259H14ZM34 260V259H33ZM168 261V262H169ZM185 261V260H184ZM183 261V262H184ZM189 261V260H188ZM228 261H227V263H228ZM247 261H249V260H247ZM3 262H4V260H3ZM8 262H10V261H8ZM38 262V261H37ZM47 262V259L45 258V260H43V261H41V264H45ZM151 262H155V261H151ZM1 263V262H0ZM7 262H5V264H6ZM252 263V264H253ZM4 264V263H3ZM25 264V263H24ZM181 264H183L182 262H181ZM188 264V263H187ZM221 264H226L225 262H223V263H221Z\"/></svg>", "mask_w": 264, "mask_h": 264}, {"label": "crops", "instance_id": "obj_3", "mask_svg": "<svg viewBox=\"0 0 264 264\" xmlns=\"http://www.w3.org/2000/svg\"><path fill=\"white\" fill-rule=\"evenodd\" d=\"M58 81V80H57ZM112 97H114V96H112ZM90 98H91V100H90ZM90 98H88L87 100L86 99H83V100H85V101H87V102H89V103H92L93 102V96L92 97H90ZM111 102H117V101H114V100H112ZM103 103V102H102ZM116 105V110L117 109H119V107H118V104H115ZM72 107V108H71ZM71 107H69L68 109H66V110H73L75 107H76V103H75V105L73 104ZM62 108H63V105H62ZM63 110V109H62ZM65 110V109H64ZM89 110V109H88ZM141 109H137V110H135V111H133L132 113H130L129 115L128 114H124V113H120V114H124L123 116H121V117H119L117 120H121V119H126V118H129L130 117V119H132L131 117L132 116H136V117H140L141 116V113H142V110L140 111ZM137 112V114H135ZM116 113V111H114V112H112V114H115ZM134 113V114H133ZM139 113V114H138ZM57 114L61 117H66L68 120H69V122L71 123L70 124V127L68 128V130H67V138L65 139V141L66 140H68V138L69 137H72V135L76 132V131H78L80 128H81V122L83 123V122H85V120L84 119H82L81 120V122H79L80 120H77L76 121V123L77 124H75V120L76 119H74V118H70V117H68V116H66V114H63V112H62V115L59 113V110H58V112H57ZM138 115V116H137ZM138 117V118H139ZM74 119V120H73ZM105 121V122H104ZM133 122H138V121H135L134 119L132 120ZM87 122V121H86ZM107 122L109 123V121H108V119H107V117L105 116H103V117H100V118H98V119H94V120H91V121H89L88 123H87V125L84 127V131H83V133H82V135H80L79 137H81L82 139L79 141L78 139H76L75 141H73L71 144H70V146H69V151H68V154H66L65 155V157H61V158H59L58 159V166L56 167V170L54 169V171H51V175H52V178L55 180L56 178H57V180L59 179V181H61V179H63L64 178V180L65 181H67L66 180V178L67 179H69L70 177H72V176H76L77 174L79 175V173H78V171L75 169V168H72L73 166H75V167H80V166H83L84 164H87V163H89L88 161H85V159L82 157V155L84 156V155H86L87 156V154H89V151L86 149V145H80L79 143L80 142H83V143H85L84 141H86V143L87 142H90V143H92V144H94V145H102L103 144V142L105 143V144H108L111 140L110 139H112V140H114V142H115V139H117L118 138V136L119 137H121V136H123V134L122 133H125V131H124V129L121 127V125L120 124H117L116 126H106V124H107ZM132 122V123H133ZM75 125H77V127H74ZM97 125V126H96ZM100 125V126H99ZM133 125V124H132ZM73 128H72V127ZM80 126V127H79ZM119 127H121V130H120V128ZM75 128V129H74ZM118 128H119V130H118ZM70 129V130H69ZM74 129V130H73ZM88 130H91V131H95L97 134H99V137H97L98 139H96V137H94L96 140H89V138H88V135L85 133V132H87ZM106 130H111L112 132H113V134H114V137H113V134H105L104 135V137H101V136H103L102 135V133L104 132V131H106ZM117 130V131H116ZM74 132L72 135H70L69 134V132ZM119 131H121V133H119L118 134V132ZM122 131H124V132H122ZM84 134V135H83ZM117 134V135H116ZM89 135H91V134H89ZM117 137H116V136ZM92 136V135H91ZM78 137V138H79ZM86 137H87V139H86ZM100 137L102 138V140L100 139ZM106 137V138H105ZM99 139H100V143L98 142L99 141ZM110 140L109 142L107 141V140ZM88 140V141H87ZM98 140V141H97ZM104 140V141H103ZM106 140V141H105ZM96 141V142H95ZM126 141L128 142L129 141V139H126ZM125 141V142H126ZM64 142V141H63ZM108 142V143H107ZM63 144V143H62ZM78 145V146H77ZM79 145H80V147H79ZM62 146V145H61ZM72 147V148H71ZM59 148V147H58ZM82 150H81V149ZM55 150V149H54ZM88 151V153L86 152V151ZM76 151H78V152H80V158L79 157H75V156H72V154L73 155H75V152ZM98 152V151H97ZM119 152H122V151H117V152H114V154H117V153H119ZM71 153V154H70ZM107 155H113V154H107ZM88 157V156H87ZM94 158V157H93ZM100 158V157H99ZM84 159V160H83ZM95 161V160H94ZM81 162H82V164H81ZM83 162H85V163H83ZM77 163L78 164H81V165H77ZM64 165H66V167L67 168H64ZM68 166H69V168H68ZM67 169H68V171H67ZM69 170H74L75 171V173L73 172V171H71V172H69ZM53 172V173H52ZM77 173V174H76ZM56 175V176H55ZM61 175V176H60ZM104 175V174H103ZM60 176V177H59ZM63 177V178H62ZM46 179H48L49 180V178H46ZM76 179V178H75ZM74 179V180H75ZM62 182V181H61ZM115 195H117V194H115ZM16 228L17 227H14V228H12V230H10L7 234H5L4 235V238L8 235V234H11V232H12V234L14 235L15 233H14V231L16 232ZM15 229V230H14ZM3 237V235L0 237V243H1V238ZM4 238L2 239V241H9L10 239H9V237H6V239L4 240ZM43 252V251H42Z\"/></svg>", "mask_w": 264, "mask_h": 264}, {"label": "water", "instance_id": "obj_4", "mask_svg": "<svg viewBox=\"0 0 264 264\" xmlns=\"http://www.w3.org/2000/svg\"><path fill=\"white\" fill-rule=\"evenodd\" d=\"M38 2H30L27 6L24 7H16L9 13L5 15L6 20H16L20 23H25L31 16V14L34 12V10L38 7ZM59 85H64L63 80L58 81ZM166 149H169L170 146L166 145Z\"/></svg>", "mask_w": 264, "mask_h": 264}]
</instances>
